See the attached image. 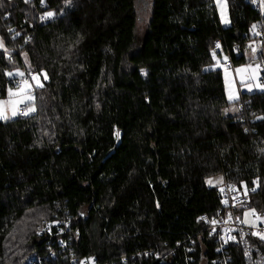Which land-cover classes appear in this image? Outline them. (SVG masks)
I'll list each match as a JSON object with an SVG mask.
<instances>
[{"label":"trees","instance_id":"obj_1","mask_svg":"<svg viewBox=\"0 0 264 264\" xmlns=\"http://www.w3.org/2000/svg\"><path fill=\"white\" fill-rule=\"evenodd\" d=\"M136 2L0 0V98L24 69L47 76L34 114L0 120V264H213L196 219L220 208L205 185L217 175L264 210V91L230 102L212 68L246 63L252 42L264 63L260 7L226 0L222 27L214 0H151L139 39ZM58 219L72 241L51 259L38 231ZM229 255L246 264L241 247Z\"/></svg>","mask_w":264,"mask_h":264},{"label":"built area","instance_id":"obj_2","mask_svg":"<svg viewBox=\"0 0 264 264\" xmlns=\"http://www.w3.org/2000/svg\"><path fill=\"white\" fill-rule=\"evenodd\" d=\"M254 2L259 7L261 6V0H254ZM41 19L48 20L49 17L42 15ZM262 28L263 25L261 24L253 29V33L260 37V42L263 41ZM217 44L219 47H216ZM221 49V42L215 40L210 52L214 60L217 58L216 53L220 52ZM223 67L231 68L232 61L228 58L227 61L223 63ZM259 72L261 75V81L264 82L263 63L259 66ZM20 73H23V75H19L13 80L16 87L22 86L23 82L29 83V80L35 76V74L28 69H24ZM25 110L26 107H19L16 115L20 118H24L26 116L23 114ZM218 189L221 204L219 210L212 217L203 213L196 219V222L203 225L202 231L205 232L207 238L213 240L216 244L213 250L214 254H216L213 264H230L229 249L231 246H239L242 248L246 264H264V252L252 242V240L256 238L261 240L260 234H264V224H259L257 226L244 225L242 222L243 218L238 216V212L248 209L250 195L253 194L254 189L239 187L227 180L224 181ZM255 218L256 215H250V219ZM70 228L69 219L49 221L40 227L38 235L41 237L43 236L47 241L46 245L49 247L47 255L51 259H55L58 253H62L69 246V242L72 241V238L69 235ZM53 241L56 246H58L57 252L52 248ZM36 262H39V259H37ZM75 263L97 264L96 259L93 256L85 258L80 263L75 261Z\"/></svg>","mask_w":264,"mask_h":264},{"label":"rangeland","instance_id":"obj_3","mask_svg":"<svg viewBox=\"0 0 264 264\" xmlns=\"http://www.w3.org/2000/svg\"><path fill=\"white\" fill-rule=\"evenodd\" d=\"M150 0H137L136 2V14H137V37L140 39L145 30L148 23V20L150 19L151 14V3ZM261 11L264 14V0H261ZM214 4L217 9V13L219 16V20L222 27L229 26V17H228V10H227V3L226 0H214ZM1 45V42H0ZM249 48L247 51H245V58L246 63L231 68H224L221 66V63L218 62V59L215 60V64L212 68H220L222 71L223 76V83H224V89H225V97H227L228 101L234 102L239 99L240 92H245L247 94L254 93V92H262L264 91V82L261 81V75L259 72V66H261V63L258 62V53L261 49L260 43H249ZM255 49V51H253ZM261 54L263 55V51H261ZM263 63V62H262ZM264 65V63H263ZM241 70V71H238ZM39 75L42 76L43 81L40 83H43L45 79L44 73L36 74L34 77L36 79L32 78V84L29 82H23L22 86H17L14 88H11L13 91V95L9 97L8 91L6 93L5 98H0V101L4 102V109L5 114L8 117L7 119H0L4 121H10L17 117V115H12L13 105L11 103H8L9 100L11 101H21L24 100L25 103H18L15 105L16 111L19 107L23 106L27 108L34 107V99L33 100H27L28 96L34 97L32 90L34 88H39ZM9 90V89H8ZM232 96L233 99H229V96ZM35 111H30L28 115L34 114ZM227 113L229 115H234L237 113L236 107H231ZM209 181H212V183H209ZM223 179L220 175L213 176L211 178H208L205 180V185L208 188H219L222 183ZM82 213H85V208L82 209ZM256 215L255 219H250V215ZM238 216L243 218L244 225H251V226H257L259 224H264V216L257 215L256 211L253 212L251 209H246L244 211L238 212ZM261 239V238H260ZM264 242V239H261ZM34 256L30 254L25 258L24 264H32L34 260ZM71 260H74L73 257H71Z\"/></svg>","mask_w":264,"mask_h":264},{"label":"snow or ice","instance_id":"obj_4","mask_svg":"<svg viewBox=\"0 0 264 264\" xmlns=\"http://www.w3.org/2000/svg\"><path fill=\"white\" fill-rule=\"evenodd\" d=\"M52 15H53L52 12L46 13L47 17H51ZM252 27H253V29H255L256 25H253ZM0 47H2V45H0ZM216 47H219V45L217 44ZM253 51H255V49H253ZM238 71H241V70H238ZM8 75L11 76L12 73H8ZM19 75H23V73H19ZM44 75H45V79H46L47 76H46V74H44ZM33 79H36V77H33ZM39 86H42V85H39ZM8 95H9V97H11L13 95L12 89L8 90ZM33 99H34V97H31V96L27 97V100H33ZM229 99L231 100V99H233V97L230 95ZM8 103H11L13 105L12 115L15 116L17 114L15 105L18 104V103H25V101L24 100H21V101H11V100H9ZM3 105H4V102L0 101V119H7L8 117L5 114V109H4ZM30 111H35V108L34 107L27 108L24 111L23 114L24 115H28ZM209 183H212V181H209ZM222 191H223V189H222ZM253 212H254V210H253ZM254 234H256V233H254ZM260 238L264 239V234H260Z\"/></svg>","mask_w":264,"mask_h":264},{"label":"water","instance_id":"obj_5","mask_svg":"<svg viewBox=\"0 0 264 264\" xmlns=\"http://www.w3.org/2000/svg\"><path fill=\"white\" fill-rule=\"evenodd\" d=\"M121 136H122V133L121 132H118L117 142H116L115 148L119 145L120 140H121ZM111 153H114V150L113 149L111 150V152L109 154H111ZM108 155L106 157H108ZM260 216H264V210L263 209H261Z\"/></svg>","mask_w":264,"mask_h":264},{"label":"crops","instance_id":"obj_6","mask_svg":"<svg viewBox=\"0 0 264 264\" xmlns=\"http://www.w3.org/2000/svg\"><path fill=\"white\" fill-rule=\"evenodd\" d=\"M256 44H257V43H256ZM35 75H36V74H35ZM42 79H43L42 76L39 75V83L42 82ZM29 82L32 84V79L29 80ZM40 85H42V83H40ZM39 87H41V86H39ZM242 93H245V92H242V91H241V92H240V95H241ZM240 95H238V96L240 97Z\"/></svg>","mask_w":264,"mask_h":264}]
</instances>
